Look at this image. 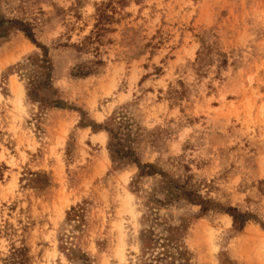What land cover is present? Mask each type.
<instances>
[{
    "label": "rangeland",
    "instance_id": "1",
    "mask_svg": "<svg viewBox=\"0 0 264 264\" xmlns=\"http://www.w3.org/2000/svg\"><path fill=\"white\" fill-rule=\"evenodd\" d=\"M0 17L48 48L0 37V264H134L156 216L185 223L194 264H264V0H0ZM170 186L202 204H166Z\"/></svg>",
    "mask_w": 264,
    "mask_h": 264
},
{
    "label": "trees",
    "instance_id": "2",
    "mask_svg": "<svg viewBox=\"0 0 264 264\" xmlns=\"http://www.w3.org/2000/svg\"><path fill=\"white\" fill-rule=\"evenodd\" d=\"M101 14V18L105 17V12ZM13 27L25 32L27 37L40 48L44 50L48 49L47 46L36 40L35 32L29 23L14 19L5 20L3 17H0V37L6 36L8 30ZM102 29L103 28L101 27V30ZM31 94L32 91L29 90V95ZM112 138L114 139V137ZM117 144L118 143H114L113 140L110 143V150L113 157H115V153L117 152V150H115V146ZM139 167L141 169V176L147 173L148 175L153 174L155 170V166L153 164H140ZM167 191L166 204L173 203L175 199L180 200L183 198L193 204H202L193 191L184 190L178 194L177 190L173 189L172 186H170ZM160 202L162 203L164 201L160 200ZM74 210L76 209L73 208V211ZM203 210H207V208H204ZM227 210L232 215L236 228L242 230L245 226L246 219L241 218L239 214H237L236 208H228ZM77 216H79V214L76 213L74 218H70L69 214L68 218L69 220L75 219ZM158 219L159 217L156 216L153 220L157 221H153V223L145 226V228L141 231L142 253L139 255L137 262L134 264H194L191 262L190 252L187 249V246L181 242V237L186 230L185 223H180L181 225L179 224V226L177 225L174 227L168 226L161 230L159 227L163 225V223L159 222ZM23 252V248L16 249L10 256L9 262L11 264H25ZM71 254L77 257V251L75 249H73ZM81 259H83L84 264H90L89 257L85 252L81 254Z\"/></svg>",
    "mask_w": 264,
    "mask_h": 264
}]
</instances>
